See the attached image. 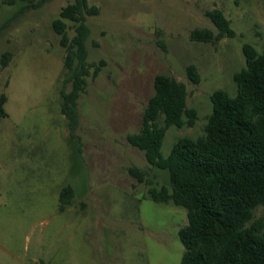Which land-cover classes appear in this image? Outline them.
<instances>
[{"label":"rangeland","instance_id":"obj_1","mask_svg":"<svg viewBox=\"0 0 264 264\" xmlns=\"http://www.w3.org/2000/svg\"><path fill=\"white\" fill-rule=\"evenodd\" d=\"M99 13L86 16V61L103 66L87 79L77 100L78 124L71 131L61 113L69 93L65 50L51 23L74 0H45L23 11V3L0 2V264H180L178 230L183 208L155 203L154 186L168 185L166 171L149 166L127 143L142 126V111L162 74L183 83L191 128L171 126L161 148L166 157L177 138L203 134L210 95L236 94L233 75L244 66L241 46L260 51L264 0H87ZM219 10L235 32L214 44L190 40L193 30L217 29L206 16ZM68 38L74 25L65 21ZM194 66L199 83L186 77ZM72 198L60 210V192ZM264 225V208L253 222Z\"/></svg>","mask_w":264,"mask_h":264},{"label":"trees","instance_id":"obj_2","mask_svg":"<svg viewBox=\"0 0 264 264\" xmlns=\"http://www.w3.org/2000/svg\"><path fill=\"white\" fill-rule=\"evenodd\" d=\"M45 0H0L2 4L23 3V11ZM99 13L87 0H74L63 7L52 21L65 50L64 68L70 72L72 88L61 95V113L72 130L77 127V100L85 91L87 79L97 76L100 66L86 61L85 42L89 37L86 16ZM217 29L193 30L190 40L214 44L233 38L235 32L219 10L206 13ZM74 35L67 36V24ZM244 66L233 75L236 94L222 90L210 95L212 110L203 134L195 139L177 138L164 157L161 154L167 130L195 125L196 111L187 107L183 83L166 75L153 79L154 94L142 111V126L127 136V143L143 152L146 163L167 172L168 185L156 187L144 178V172L130 168L128 173L139 183L149 184L147 196L155 203H172L186 211L187 223L178 230L184 248L180 264H264V225L253 222V211L264 208V42L260 51L252 45L241 46ZM10 53L0 54L3 67ZM186 77L199 83L194 66L186 68ZM0 97V116H5ZM72 190L60 192V210L70 203Z\"/></svg>","mask_w":264,"mask_h":264}]
</instances>
